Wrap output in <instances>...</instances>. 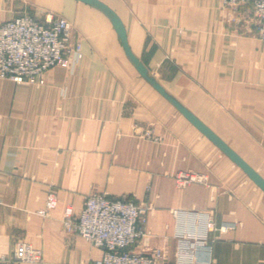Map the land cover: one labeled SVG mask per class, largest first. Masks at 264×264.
<instances>
[{
  "label": "crops",
  "instance_id": "obj_1",
  "mask_svg": "<svg viewBox=\"0 0 264 264\" xmlns=\"http://www.w3.org/2000/svg\"><path fill=\"white\" fill-rule=\"evenodd\" d=\"M23 10L69 19L82 55L45 84L0 79V257L23 240L42 249L39 264H94L103 249L63 216L104 192L150 206L136 252L199 264L181 262L179 233L207 232L210 264H264V40L252 5L0 0V23ZM181 170L210 184L180 188ZM50 191L58 203L43 217Z\"/></svg>",
  "mask_w": 264,
  "mask_h": 264
},
{
  "label": "built area",
  "instance_id": "obj_2",
  "mask_svg": "<svg viewBox=\"0 0 264 264\" xmlns=\"http://www.w3.org/2000/svg\"><path fill=\"white\" fill-rule=\"evenodd\" d=\"M234 10L251 4L254 9L256 34L264 40V0H223ZM81 47L73 23L59 15L46 13L43 18L23 10L0 23V79L16 83L45 84L46 73L61 66L74 72ZM175 184L184 188L193 183L209 185L206 173L181 170L174 175ZM55 192L50 191L45 206L38 214L46 217L57 206ZM150 206L125 197L93 193L85 197L83 207L75 214L66 207L63 224L68 233H78L103 249L94 264H167V255L160 247L148 253L136 252L132 246L145 234ZM207 230L212 222H206ZM181 262L210 264L212 247L207 232L179 233ZM44 260L41 248L26 241L17 242L11 252L0 257V264H39Z\"/></svg>",
  "mask_w": 264,
  "mask_h": 264
},
{
  "label": "water",
  "instance_id": "obj_3",
  "mask_svg": "<svg viewBox=\"0 0 264 264\" xmlns=\"http://www.w3.org/2000/svg\"><path fill=\"white\" fill-rule=\"evenodd\" d=\"M82 1L87 2V3H91L92 0H82ZM119 33H120V36H121L123 42L125 43L126 42L125 31L123 29H119ZM223 147H224L225 150H228L225 145ZM243 166H245V168H247L246 165H243ZM247 171H251V170L248 169ZM250 173L252 174V176L255 179H258L260 181V179H259V177L257 175H255L253 172H250Z\"/></svg>",
  "mask_w": 264,
  "mask_h": 264
},
{
  "label": "rangeland",
  "instance_id": "obj_4",
  "mask_svg": "<svg viewBox=\"0 0 264 264\" xmlns=\"http://www.w3.org/2000/svg\"><path fill=\"white\" fill-rule=\"evenodd\" d=\"M223 4H224V2H223ZM224 6H227V5L224 4ZM227 7H228V6H227ZM154 82H155V81H154ZM154 85H155V86H159L158 83H156V82H155ZM146 135H147L148 137L151 136L152 140H158V137H154L150 132H147ZM19 241H23V240H19ZM19 241H17V242H19ZM17 242H16V243H17ZM16 243H15V244H16ZM8 254H9V253H8Z\"/></svg>",
  "mask_w": 264,
  "mask_h": 264
}]
</instances>
